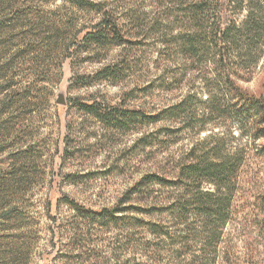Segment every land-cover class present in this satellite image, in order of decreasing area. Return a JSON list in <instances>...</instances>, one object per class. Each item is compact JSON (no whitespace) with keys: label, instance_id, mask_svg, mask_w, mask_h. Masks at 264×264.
Segmentation results:
<instances>
[{"label":"rangeland","instance_id":"374dc122","mask_svg":"<svg viewBox=\"0 0 264 264\" xmlns=\"http://www.w3.org/2000/svg\"><path fill=\"white\" fill-rule=\"evenodd\" d=\"M174 1L104 0L131 42L87 52L80 30L99 12L0 0V264H264V124L237 116L228 84L264 98V0L206 5L207 20L232 38L251 12L253 51L210 47L192 65L170 41L192 23ZM121 59L113 78L74 85ZM90 96L145 117L113 124L70 102ZM177 105L182 113L169 118ZM215 147L240 162L225 181V221L201 235L197 211L187 221L171 213L184 188L142 178L171 179L185 153L211 148L213 157ZM64 200L106 211L91 222Z\"/></svg>","mask_w":264,"mask_h":264},{"label":"trees","instance_id":"16d2710c","mask_svg":"<svg viewBox=\"0 0 264 264\" xmlns=\"http://www.w3.org/2000/svg\"><path fill=\"white\" fill-rule=\"evenodd\" d=\"M67 1L78 8H87L100 13L97 21L83 26L80 30L83 41L82 46L85 47V51L92 52V48L103 45L121 46L131 42V36L129 32L124 29V25L119 22V16L114 12L113 8L105 5L104 0ZM100 1L104 3V10L100 7L102 4ZM218 1L219 0H194L193 5H188L181 0L174 1L173 3L174 5H178L176 9L178 13L187 17L188 20H192L189 27L181 28L173 35V38H170V41L178 44L179 50L177 51L180 55L182 54L189 59L190 65L194 62L199 63L206 60V54L210 47L216 51L217 55L233 52L235 46L232 44L237 46V43H239L238 48L242 45L244 50L248 52L253 51L250 38L246 39V37L248 33L251 32V25L256 24L254 22V15H252L251 12L247 15L250 16V18L247 17L245 23H243V30L234 26V29L241 31L239 33H243V36L239 34V38H232L229 36V28H225V30L221 32L215 22H213L214 26H212V23L207 20L209 19L207 16V9L210 8V5L217 4ZM209 3L211 4L206 7ZM245 26H247V28H245ZM260 35L261 32H259L256 37H260ZM162 42L167 48L169 42ZM125 61L127 62V60ZM121 63H123V59L106 64L92 74L76 76L73 83L75 86H88L102 80L111 79L120 73ZM228 84L230 86L229 90L236 100V102L233 103V109L236 111L237 116L247 120L250 124L252 123L253 127L260 126L261 129V126L264 124V98L247 93L238 85L232 84L231 82ZM70 102L79 110L91 114L99 121L111 122L113 124L135 121L137 119L143 120L142 118L145 117L141 109L131 110L126 107L123 108V103L111 105L105 101H97L95 97L92 96L86 98L75 97L70 100ZM178 108H180L179 105L173 106L172 114H169L168 117L173 119L178 117L179 114L182 113V109L177 110ZM212 108L213 106H211V109ZM258 131L261 132L257 137L264 136V130ZM221 144L223 143L221 142ZM215 149H217V147H215ZM219 150L218 148L217 152H214L213 157L209 156L211 148H208L205 152L201 151L196 153L195 149H193L187 154L185 153V157L182 158L183 162L178 164L171 179L162 178L154 174H147L142 178V181L145 179L146 181H163V184L184 188L183 195L181 194V197L172 205L171 213L187 221L194 216L196 213L195 211H197L201 235L205 232L209 233V228H211L213 224L215 225L218 223V221L219 223L220 221L221 223L225 221L226 210H224V204L221 202L223 199L222 196L228 191L225 181L235 175L234 173L240 162V159L233 153L230 154L224 151L222 155H218L220 152ZM204 182L211 183L214 186V190L202 191L200 188L201 184ZM64 201L70 204L78 215L80 214L83 218H87L91 222L96 221L97 217L103 216V213L106 211L105 209L99 211L85 209L73 200ZM262 202L264 203V197L262 198ZM210 237H212V235H208V239H210ZM203 243H205V240L202 241V245Z\"/></svg>","mask_w":264,"mask_h":264},{"label":"water","instance_id":"95a60500","mask_svg":"<svg viewBox=\"0 0 264 264\" xmlns=\"http://www.w3.org/2000/svg\"><path fill=\"white\" fill-rule=\"evenodd\" d=\"M56 102L59 104L65 103V99L63 98L62 94H59L58 98L56 99Z\"/></svg>","mask_w":264,"mask_h":264}]
</instances>
